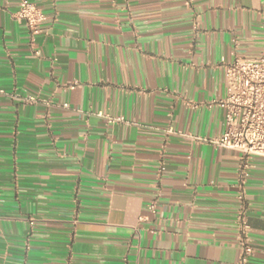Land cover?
<instances>
[{
  "label": "crops",
  "instance_id": "0c3cea01",
  "mask_svg": "<svg viewBox=\"0 0 264 264\" xmlns=\"http://www.w3.org/2000/svg\"><path fill=\"white\" fill-rule=\"evenodd\" d=\"M0 0V264H239L226 65L264 0ZM264 264V157L243 184ZM154 208H150V204Z\"/></svg>",
  "mask_w": 264,
  "mask_h": 264
},
{
  "label": "built area",
  "instance_id": "2783aa9c",
  "mask_svg": "<svg viewBox=\"0 0 264 264\" xmlns=\"http://www.w3.org/2000/svg\"><path fill=\"white\" fill-rule=\"evenodd\" d=\"M16 18L25 23L31 38L43 32L45 15L34 3L20 0ZM261 28L264 31V13ZM226 76V97L212 103L223 107L225 128L213 143L239 153V206L235 226L240 250L238 263L244 264L252 256L254 247L243 184L252 158L264 157V48L255 57L235 58L226 65ZM0 94H5V91L0 89ZM150 208H154L153 203Z\"/></svg>",
  "mask_w": 264,
  "mask_h": 264
}]
</instances>
